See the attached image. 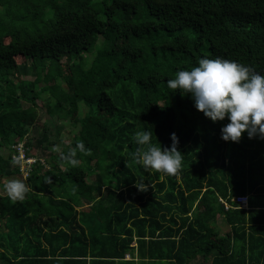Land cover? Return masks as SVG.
<instances>
[{"label":"trees","instance_id":"trees-1","mask_svg":"<svg viewBox=\"0 0 264 264\" xmlns=\"http://www.w3.org/2000/svg\"><path fill=\"white\" fill-rule=\"evenodd\" d=\"M202 57L264 74V0H0V178L20 174L15 145L33 156L62 128L40 125V107L77 129L30 165L22 200L0 192V264H118L134 250L157 264H264V139L222 140L226 119L167 86ZM143 129L162 148L176 134V174L135 162Z\"/></svg>","mask_w":264,"mask_h":264},{"label":"clouds","instance_id":"clouds-1","mask_svg":"<svg viewBox=\"0 0 264 264\" xmlns=\"http://www.w3.org/2000/svg\"><path fill=\"white\" fill-rule=\"evenodd\" d=\"M167 86L174 91L178 89L181 95L188 94L195 109L211 121L226 119L220 128L222 140L239 142L242 133L250 139H264V74L252 66L220 57H202L196 66L177 71L174 78L167 80ZM152 135L153 131L146 129L135 133L136 144L145 146L137 147L133 153L135 162L146 172L176 174L183 160L176 134H169L171 144L163 148L151 142ZM76 148L87 151L83 143ZM73 156L74 152H69L63 159L75 165ZM134 184L139 191H147L150 186L145 180ZM4 190L12 201L22 200L29 191L20 179L9 180Z\"/></svg>","mask_w":264,"mask_h":264},{"label":"rangeland","instance_id":"rangeland-1","mask_svg":"<svg viewBox=\"0 0 264 264\" xmlns=\"http://www.w3.org/2000/svg\"><path fill=\"white\" fill-rule=\"evenodd\" d=\"M89 56L91 57V54ZM21 60H22L21 57L17 58V62H19ZM11 74H12V77L14 80L26 78L22 75H19L15 69L11 71ZM29 78H32V77H29ZM36 114L39 115V117H40V120L38 121L40 123V125L46 124L48 127H52L53 124H55V125H58L59 127L62 126V128L59 130L58 134H56L55 132H52V134L50 135V141L51 142L48 143L50 146L45 151H41V150L37 151L34 148L31 149V153L33 154V156L26 155L23 143H19V144L14 146V149L16 150V152H14L12 157L14 156L13 159H14L15 163H18V165H19L20 174L15 175L13 177H8L6 180H3L2 178H0V192L1 193L5 192V190L1 189V187L4 186L9 180L20 179V180H23L26 184L27 176H28L29 170H30V165L34 164L36 162V160H38L39 158H40V161L43 162V159L47 158L49 153H58V150H59L58 148L61 147L62 145L61 144L56 145L53 142L54 141H61L62 143L66 144L72 138L73 133L77 131V129L74 128L72 124L62 122V121H58L56 118L54 119V118L50 117L49 115H47L44 112V107H43V109H42V107H40L38 112L36 110ZM75 114L79 115L80 111H78V110L75 111L73 116H75ZM23 154L25 157L22 160H15V158H21ZM28 158H32V159L29 161ZM33 159L35 161L33 163H31V161ZM44 166L47 167V165H45V164H44Z\"/></svg>","mask_w":264,"mask_h":264},{"label":"crops","instance_id":"crops-1","mask_svg":"<svg viewBox=\"0 0 264 264\" xmlns=\"http://www.w3.org/2000/svg\"><path fill=\"white\" fill-rule=\"evenodd\" d=\"M91 205L90 203L87 204V203H84L81 207H77V209H81L82 207L84 206H89ZM196 205V204H195ZM194 205V206H195ZM245 209L247 208L244 207ZM224 215L223 214H218L217 215V218H216V221H215V228H216V231L217 233L220 235V236H226V235H232V225L227 223L225 220H224ZM136 243L133 242L132 245H135ZM138 255L136 254V251H132L131 253H126L124 258L121 259L122 261H119L118 264H157V263H151L150 261H148L147 259H140L139 257H137ZM91 258L90 257H87V261H88V264L90 262ZM129 261H132V262H129ZM161 264H165V263H161Z\"/></svg>","mask_w":264,"mask_h":264},{"label":"built area","instance_id":"built-area-1","mask_svg":"<svg viewBox=\"0 0 264 264\" xmlns=\"http://www.w3.org/2000/svg\"><path fill=\"white\" fill-rule=\"evenodd\" d=\"M24 157H25V156H24V154H23L21 158H15V160H22ZM13 158H14V156H13ZM28 159H29V161H30L32 158H28ZM34 161H35V160L33 159V160L31 161V163H33ZM234 201L237 202L240 206H244V207L247 206V197H246V196H243V195H241V196H237V197L234 199ZM224 207H225V209H227V208L229 207V205L226 204V203H224Z\"/></svg>","mask_w":264,"mask_h":264}]
</instances>
